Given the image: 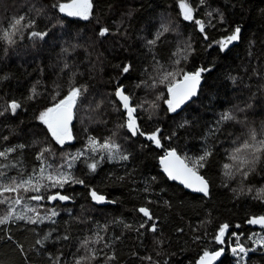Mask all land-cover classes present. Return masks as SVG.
Returning a JSON list of instances; mask_svg holds the SVG:
<instances>
[{"label":"trees","instance_id":"obj_1","mask_svg":"<svg viewBox=\"0 0 264 264\" xmlns=\"http://www.w3.org/2000/svg\"><path fill=\"white\" fill-rule=\"evenodd\" d=\"M68 2L0 0V25L7 26L20 15L36 20L35 29L26 30L15 44L0 38V111L13 100L22 105L15 115H0V150L25 145L9 157L17 165L9 175L18 171L25 177L39 175L37 156L44 148H51L53 164L63 163L67 154L85 151L87 155L90 137L101 142L111 138L129 159L105 161L95 173L82 162L84 157L77 161L71 171L85 183L58 190L72 202L44 204L46 211L55 207L59 212L56 224L13 221L0 226V264H52L56 257L60 264H74L86 254L81 242L105 225L107 233L101 235L110 247L93 245L100 255L91 264H104L105 253L116 256L110 264H198L205 251L221 247L225 252L213 264H237L230 251L235 237L226 235L224 245L214 238L228 224L229 234L242 233L240 241L253 248L251 235L264 233V228L246 223L264 215V199L256 198L264 189V153L249 166L246 178L235 168L229 177L223 167L234 163L229 158L232 150L250 129L257 133L264 129V0H204L203 4L187 0L195 19L205 21L204 33L194 20L183 18L181 0H92L87 20L53 7ZM162 25L169 31L150 45L148 41L156 38ZM235 27L241 28V39L222 51L218 42ZM103 28L110 31L100 36ZM32 30L48 35L32 38ZM65 63L70 67L65 68ZM129 64V73H123ZM201 68L207 71L201 73L199 97L181 112L169 111L163 74L174 72L177 82L184 73ZM120 85L134 103L143 105L136 115L144 136H132L121 127L126 114L115 96ZM73 87L87 91L75 108L73 139L59 145L39 116ZM229 111L236 120L217 126L220 116ZM157 129L163 147L147 139ZM170 149L189 160L211 150L206 165L199 169L209 181L208 196L187 191L161 169L160 160ZM92 190L108 202L94 201ZM141 207L150 210L154 221L138 211ZM153 222L158 228L155 233L139 227ZM49 232L48 240L37 243ZM149 256L152 261L145 259ZM245 260L264 264V250L249 253Z\"/></svg>","mask_w":264,"mask_h":264},{"label":"snow or ice","instance_id":"obj_2","mask_svg":"<svg viewBox=\"0 0 264 264\" xmlns=\"http://www.w3.org/2000/svg\"><path fill=\"white\" fill-rule=\"evenodd\" d=\"M198 4H203L204 0H197ZM58 7L59 12L65 13L70 17H79L84 20L90 18L93 9L92 0H70L68 3H60L53 5ZM180 8L182 9L183 18L188 21L195 22L199 26L201 33L205 32L206 24L202 19H195L194 9L190 6L187 0H181ZM218 11V10H217ZM209 17L212 16V12H208ZM220 22H223V15L219 17ZM210 23V22H209ZM36 20L28 18L24 15L19 17H13L7 24V26L0 25V38H2L8 45L16 43L17 39L24 38V32L28 29H35ZM108 28H103L99 35L105 36L109 33ZM169 31L168 26L162 25L161 31L157 33L156 38L148 41L150 45H155L160 37ZM48 35L47 32H40L32 30L30 37L43 39ZM207 38V37H205ZM241 39V28L235 27L231 35H228L225 39L219 41L221 50H226L233 42H237ZM67 51V49H65ZM179 63V61H176ZM65 68H69L70 65L65 63ZM131 65L123 67V73H129ZM207 71V69L201 68L192 73H184L182 80L176 82L174 72H165L162 76L161 83L167 81V91L170 93V98L165 101L168 106V110L176 112L187 100H190L197 94V89L201 81V73ZM74 75V74H73ZM235 80V77L232 78ZM87 89H81L80 87H73L70 89L68 95L60 100L53 107H50L43 111L39 119L47 126L51 133V136L59 145H64L67 141L73 139L72 135V121L74 118V109L76 108L78 100L81 98ZM35 94L36 89H32ZM115 96L121 102V107L125 111L126 121L121 125L122 128H126L132 136L140 135L144 136L146 133L141 131L138 125V107L142 108L143 105L133 102L130 93L125 92L123 85H120L115 91ZM22 107L21 103L13 100L11 101L3 111H0V115H4L5 112H10L15 115L17 109ZM155 107V105H153ZM244 109H240L243 111ZM236 117L231 111L223 113L219 120L216 122L217 126L227 121H234ZM183 126V125H181ZM159 129L151 134H147V139L154 142L157 147H163L161 144V138L159 135ZM3 139H7L4 137ZM25 145H18L16 147H7L0 150V205H5L6 210L3 215H0V226L7 225L13 221H26L29 224L37 225L43 224L45 221L51 224H56L55 217L59 216V212L55 207L48 209L44 215H41L38 208H43L46 203H55L57 201H69L71 197L66 194H62V190L65 185L70 184H84L85 181L77 178L71 169L75 166L77 161H80L82 157L85 159L82 161L87 169L95 173L101 163L105 161H127L129 154H125L121 150V145L116 143L111 138L101 142L95 137L89 138L88 154L85 151H80L75 154H67L63 163L53 164L50 162L52 155L51 148H44L37 156V160L40 161V167L38 168L39 175H29L25 177L22 172L17 175H9L10 169H15L17 165L9 159L12 153H18L20 149H23ZM48 153L49 155H45ZM264 153V129L260 133H257L255 129H250L246 139L242 140L233 150L230 155V160L234 163L225 164L223 167L226 170L225 175L232 177V169L235 168L237 172H240L245 178L248 176L250 165L257 163L261 154ZM212 155L211 150H205L203 155L196 158L188 159L178 155L175 149H170L161 158L160 163L164 167V171L173 181H180L187 188L192 189L197 193H202L204 196L209 195V181L204 176L199 174V169L203 168L208 160V157ZM7 161V163H5ZM249 169V170H245ZM35 171V170H34ZM19 177V178H18ZM122 179V178H121ZM147 191V189H145ZM235 191V189H233ZM251 191V189H249ZM32 193V195H27ZM10 194V195H5ZM92 199L97 203L108 202L104 195L98 194L96 190H92L90 193ZM37 202L38 206H29L26 202ZM264 199V189L258 191L257 197ZM115 203V201H111ZM24 205V211L17 213L16 206ZM143 213L144 217L148 221H154L152 213L147 207H141L138 210ZM34 213V215H28V213ZM249 225H259L264 228V215L251 217L246 221ZM124 227L130 228L131 225L125 224ZM140 228L147 227L149 231L155 233L158 231L157 224L153 222L150 226L147 223H142ZM229 225L224 224L219 228V234L214 238L215 242L224 245L226 243L225 236L230 235L235 237V246L231 248L233 255L239 256L240 261L243 264H247L245 257L251 251L257 249L247 248L244 243L240 241L242 233L232 232L229 234ZM236 227H240L236 225ZM139 229H137L138 231ZM101 232L107 233V225L102 229L96 231L92 236L86 237L80 244V248L85 251V255L75 259L74 264H91L99 258L100 253L93 245L103 244L104 247H110L105 241ZM51 236V232L43 237V240L37 241V243H43ZM118 238V237H117ZM64 239H68L67 236ZM258 244L260 248H264V236L253 241ZM225 252L223 247L215 251H205L200 258L198 264H213L214 261L219 259ZM116 259L115 254H104V264H110V261ZM148 261H152V257H145ZM52 264H60V257H56ZM155 264V262H153ZM240 264V262H238Z\"/></svg>","mask_w":264,"mask_h":264},{"label":"water","instance_id":"obj_3","mask_svg":"<svg viewBox=\"0 0 264 264\" xmlns=\"http://www.w3.org/2000/svg\"><path fill=\"white\" fill-rule=\"evenodd\" d=\"M61 13V12H60ZM62 14H64V15H66L65 13H62ZM182 80V78L180 79V80H178L177 82H179V81H181ZM203 81H204V79H203V77H202V75H201V81H200V84H199V87H198V89H197V94L195 95V96H193L190 100H187L183 105H181V107L179 108V109H177V111L176 112H172V113H178V112H181L182 110H184L186 107H187V105H189L190 103H192L194 100H196L198 97H199V95H200V92H201V87H202V84H203ZM170 98V93H168V99ZM117 100H118V98H117ZM119 101V100H118ZM119 103L121 104V102L119 101ZM166 106H167V104H166ZM168 107V106H167ZM74 112H75V109H74ZM136 115V114H135ZM74 122H75V118H73V121H72V125H71V128L73 127V125H74ZM139 125V124H138ZM179 155V154H178ZM160 166H161V169L164 171V167H163V165L160 163ZM165 172V171H164ZM166 173V172H165ZM167 174V173H166ZM200 174V173H199ZM201 175V174H200ZM176 183H178L180 186H182L184 189H186L187 191H189V192H191V193H194V194H199V195H203L202 193H197V192H195V191H193L192 189H189V188H187L185 185H183L180 181H175ZM209 191H210V184H209ZM63 194V193H62ZM72 202V200L70 199L69 201H57V202H55V203H48V204H50V205H52V206H54L55 204H57V203H61L62 205H66V204H69V203H71ZM150 211V210H149ZM249 225V224H248ZM249 226H255V227H261V226H259V225H249Z\"/></svg>","mask_w":264,"mask_h":264},{"label":"rangeland","instance_id":"obj_4","mask_svg":"<svg viewBox=\"0 0 264 264\" xmlns=\"http://www.w3.org/2000/svg\"><path fill=\"white\" fill-rule=\"evenodd\" d=\"M25 198H26V197H25ZM26 202L28 203V200H26ZM28 204H29V203H28ZM29 206H38V205H37V204H36V205H31V204H29ZM44 208H46V207L38 208V209L40 210V213H45V212H46V210H45ZM5 210H6V206H5V205H0V215H3ZM16 210H17V213H22V212L24 211V205H18V206H16ZM262 236H264V233H263V232H255V233H253V234L251 235V240H252V242H253V241L259 239V238L262 237ZM253 245H254V246H253L252 249H257V250L262 249V250H264V248H260L259 245L256 244V243H254V242H253ZM233 246H235V245H231V246H230V251H231V248H232ZM251 252H254V251H251ZM251 252H249V253H251ZM249 253H248V254H249ZM231 254H232V252H231ZM232 256L235 258V261L237 262V264H238V262H240V264H243V262L240 261V257H239V256H236V255H233V254H232ZM247 256H248V255H247ZM245 259H246V257H245Z\"/></svg>","mask_w":264,"mask_h":264}]
</instances>
